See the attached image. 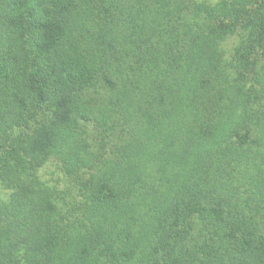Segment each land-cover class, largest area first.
<instances>
[{
    "label": "trees",
    "instance_id": "1",
    "mask_svg": "<svg viewBox=\"0 0 264 264\" xmlns=\"http://www.w3.org/2000/svg\"><path fill=\"white\" fill-rule=\"evenodd\" d=\"M0 191V264H264V0H0Z\"/></svg>",
    "mask_w": 264,
    "mask_h": 264
},
{
    "label": "rangeland",
    "instance_id": "2",
    "mask_svg": "<svg viewBox=\"0 0 264 264\" xmlns=\"http://www.w3.org/2000/svg\"><path fill=\"white\" fill-rule=\"evenodd\" d=\"M205 1H207V2H211V3H214V2H217L218 0H205ZM50 171H52V170H49L48 172H47V179H53L52 178V176L50 175ZM55 175V174H54ZM6 197V193L5 192H3V191H0V198H5Z\"/></svg>",
    "mask_w": 264,
    "mask_h": 264
}]
</instances>
